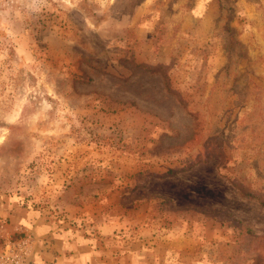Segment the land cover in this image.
Listing matches in <instances>:
<instances>
[{"label": "rangeland", "instance_id": "obj_1", "mask_svg": "<svg viewBox=\"0 0 264 264\" xmlns=\"http://www.w3.org/2000/svg\"><path fill=\"white\" fill-rule=\"evenodd\" d=\"M0 210L28 264H264V0H0Z\"/></svg>", "mask_w": 264, "mask_h": 264}, {"label": "crops", "instance_id": "obj_2", "mask_svg": "<svg viewBox=\"0 0 264 264\" xmlns=\"http://www.w3.org/2000/svg\"><path fill=\"white\" fill-rule=\"evenodd\" d=\"M0 215L1 216H3V212H1V210H0ZM15 222V223H14ZM36 223V222H35ZM14 224V225H13ZM15 224H17L16 223V221H13V223H10V225H8V226H10L11 228H12V230H14V231H22V232H34L35 230H36V228H35V226L36 225H34L33 224V226L32 227H22V225H15ZM5 225L7 226V224L5 223ZM1 227H3V225L1 226L0 225V228ZM39 235V234H38ZM1 236V235H0ZM54 236L56 237V238H62V239H64V240H68V238H67V236H66V234H62V235H60V234H54ZM1 238H3V237H1ZM38 239V238H37ZM63 251L62 252H64L65 250L64 249H62ZM39 254V251H38V253H36V264H62L63 262H61L59 259H57V261H55V260H53L51 263H50V251H48L47 250V252L45 253H42L41 254V256H43V257H41V256H39L38 255ZM74 254H75V256H72V258H73V260H71L70 261V264H81L80 263V261H78V257H77V255H76V253L74 252ZM47 256V257H46ZM33 257H34V259H35V252H34V254H33ZM44 258V259H43ZM84 262L82 261V264H83Z\"/></svg>", "mask_w": 264, "mask_h": 264}, {"label": "built area", "instance_id": "obj_3", "mask_svg": "<svg viewBox=\"0 0 264 264\" xmlns=\"http://www.w3.org/2000/svg\"><path fill=\"white\" fill-rule=\"evenodd\" d=\"M26 255L21 247L7 244L0 249V264H28Z\"/></svg>", "mask_w": 264, "mask_h": 264}, {"label": "trees", "instance_id": "obj_4", "mask_svg": "<svg viewBox=\"0 0 264 264\" xmlns=\"http://www.w3.org/2000/svg\"><path fill=\"white\" fill-rule=\"evenodd\" d=\"M176 176V172H168L166 175L162 176L161 178H167V177H174ZM249 195V193H247Z\"/></svg>", "mask_w": 264, "mask_h": 264}]
</instances>
